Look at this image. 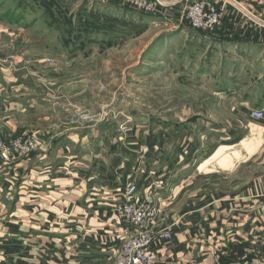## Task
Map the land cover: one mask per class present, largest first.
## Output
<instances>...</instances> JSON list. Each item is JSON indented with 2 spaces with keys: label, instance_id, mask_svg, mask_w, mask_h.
I'll use <instances>...</instances> for the list:
<instances>
[{
  "label": "crops",
  "instance_id": "obj_1",
  "mask_svg": "<svg viewBox=\"0 0 264 264\" xmlns=\"http://www.w3.org/2000/svg\"><path fill=\"white\" fill-rule=\"evenodd\" d=\"M174 1L183 6L193 0ZM239 4L241 10L227 4L222 27L206 46L218 65L216 79L233 78L241 87L233 88L232 100L216 93L214 105H191V112L208 116L187 127L160 120L162 127L150 130L141 121L134 131L127 126L125 139L110 138L96 119L87 122L85 115L67 111L61 97L53 100L44 88L35 92L34 76L60 81L64 73L57 68L51 76L44 62L35 69L27 42L11 58L18 70L5 66L8 57L0 58V136L35 135L42 142L22 160L0 159V250L6 264H106L115 223L109 201L135 180L140 192L155 186L166 224L184 217L206 230L197 239L195 228L176 225L170 243L153 245L157 264L256 263V239L264 234V120L250 113L264 110V83L246 80L264 81V74L245 72L244 65L249 59L264 63V0L262 6ZM0 23L4 56L16 42L2 39ZM234 57L238 70L231 71ZM54 91L62 94L59 87ZM200 156L203 163L195 169Z\"/></svg>",
  "mask_w": 264,
  "mask_h": 264
},
{
  "label": "rangeland",
  "instance_id": "obj_2",
  "mask_svg": "<svg viewBox=\"0 0 264 264\" xmlns=\"http://www.w3.org/2000/svg\"><path fill=\"white\" fill-rule=\"evenodd\" d=\"M205 1L218 14L219 23L212 30L190 26L185 18L188 3L165 8L161 11L162 16L157 17L109 0H0L2 39L16 42L14 50L7 49L6 56L0 55V58L8 57L9 63L4 61L5 66L18 70L19 66L10 64L11 58L19 56L17 47L27 42L28 57L35 69L39 62H44L50 65L51 76L57 68L64 73L60 81L34 76L35 92L44 88L45 95L53 100L61 97L67 111L85 115L87 122L96 119L100 133L107 132L110 138L121 136L125 139L127 126L134 131L141 121L146 122L150 130L158 129L160 120L167 124L181 122L182 127H187L189 123L195 124L197 119L207 120L208 116L207 113L191 112V105L200 108L205 100L214 105L216 93L225 96V100H232L234 89L238 90L242 83L233 78L229 81L223 77L216 79L214 74L218 65L212 63L206 45L214 40L222 27L227 4L232 3L241 10L239 3L253 1ZM237 59L233 58L231 71L238 70ZM244 67L245 72L264 74V63L255 65L249 59ZM220 68L227 71L223 65ZM207 73L210 79L204 78ZM263 83L262 80H246V85ZM58 87L62 93L59 96L54 91ZM224 106L227 108L226 102ZM225 115L229 118L233 114ZM196 131L200 133L194 129ZM194 161L195 169L203 163L201 156L195 157ZM155 198L160 206L159 194ZM164 212L161 208L154 230L164 229L173 235L176 225L195 228L197 239L200 231L201 234L206 232L202 222L191 225L184 217L166 224L169 219L163 216ZM262 242L264 234L256 239L259 251L264 250ZM6 263V260L0 261V264ZM258 263L259 257L255 264Z\"/></svg>",
  "mask_w": 264,
  "mask_h": 264
},
{
  "label": "built area",
  "instance_id": "obj_3",
  "mask_svg": "<svg viewBox=\"0 0 264 264\" xmlns=\"http://www.w3.org/2000/svg\"><path fill=\"white\" fill-rule=\"evenodd\" d=\"M109 1L157 17L162 16L161 11L165 8L177 5L174 0ZM252 1L256 4L263 2ZM185 18L190 26L201 30H212L219 23L215 9L205 0L188 2ZM250 115L254 120H262L264 117L263 110H254ZM40 145L42 142L36 136L16 137L7 142L0 136V159L5 163L23 159L36 151ZM157 195L150 186L140 192L136 180L113 193V199L109 201V211L115 223L112 227V241L109 243L110 257L106 264H157V251L153 245H156L157 241L170 243L173 240L171 232L164 229L154 230L161 209L156 203ZM262 245L264 248V242ZM258 257V264H264V250L258 252ZM2 260H6V255L0 250V261Z\"/></svg>",
  "mask_w": 264,
  "mask_h": 264
},
{
  "label": "bare ground",
  "instance_id": "obj_4",
  "mask_svg": "<svg viewBox=\"0 0 264 264\" xmlns=\"http://www.w3.org/2000/svg\"><path fill=\"white\" fill-rule=\"evenodd\" d=\"M118 6V5H117Z\"/></svg>",
  "mask_w": 264,
  "mask_h": 264
},
{
  "label": "trees",
  "instance_id": "obj_5",
  "mask_svg": "<svg viewBox=\"0 0 264 264\" xmlns=\"http://www.w3.org/2000/svg\"><path fill=\"white\" fill-rule=\"evenodd\" d=\"M128 8V7H127Z\"/></svg>",
  "mask_w": 264,
  "mask_h": 264
}]
</instances>
